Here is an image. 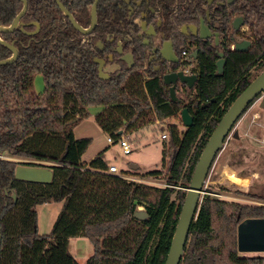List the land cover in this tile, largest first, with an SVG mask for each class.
<instances>
[{
  "label": "trees",
  "instance_id": "1",
  "mask_svg": "<svg viewBox=\"0 0 264 264\" xmlns=\"http://www.w3.org/2000/svg\"><path fill=\"white\" fill-rule=\"evenodd\" d=\"M28 3L18 28L0 34L19 49L15 62L0 65V264H81L69 249L74 237H85L94 247L85 264H165L207 141L230 105L264 70V18L249 20L252 45L246 51L228 48L222 73L214 53L199 56L195 100L184 103L170 97L162 78L136 68L100 78L92 45H84L82 34L63 21L55 27L56 3ZM22 8L20 0H0V25L9 26ZM35 19L41 29L29 35L25 31L34 26L24 24ZM10 56L12 51L0 44V60ZM37 74L44 77L42 93L34 89ZM92 105L103 106L95 118L113 143L188 108L190 127L168 126L162 167L133 172L165 185L110 172L103 153L82 161L93 139L76 138L73 127L90 116ZM21 164L51 168L52 182L16 178ZM237 193L264 203V193ZM202 197L180 264H264V256H242L238 248L239 223L264 217V204ZM51 201L62 202V208L52 231L41 234L37 207ZM140 206L148 213L144 220L134 215Z\"/></svg>",
  "mask_w": 264,
  "mask_h": 264
},
{
  "label": "flooded vegetation",
  "instance_id": "2",
  "mask_svg": "<svg viewBox=\"0 0 264 264\" xmlns=\"http://www.w3.org/2000/svg\"><path fill=\"white\" fill-rule=\"evenodd\" d=\"M60 1L85 29L92 26L95 18L93 29L85 34L58 1L52 0L57 5L51 16L55 27L63 21L82 34L79 38L84 45H92L98 75L97 59L104 61L103 69L110 74L108 79L120 71L136 68L148 77L162 78L172 99L173 83H166L167 74L197 76L191 86L180 76L175 83L176 101L184 103L195 100V85L201 73L199 56L214 53L218 72L222 73L228 48L238 50L237 44L249 41L246 49L238 50L246 51L252 45L254 29L249 20L261 22L264 18V0ZM31 22L24 25L31 24L35 30L37 26Z\"/></svg>",
  "mask_w": 264,
  "mask_h": 264
},
{
  "label": "rangeland",
  "instance_id": "3",
  "mask_svg": "<svg viewBox=\"0 0 264 264\" xmlns=\"http://www.w3.org/2000/svg\"><path fill=\"white\" fill-rule=\"evenodd\" d=\"M256 73H258V70H256ZM44 87L45 81L43 75L37 74L34 80V89L37 93H42ZM102 109L103 106L101 105L90 106V116L83 118L73 127V131L76 138L91 137L93 139L92 144L83 154L82 161L84 163H89L92 157L103 153V159L109 166L116 165L119 169V172L133 174L132 176L137 178L138 176L133 172L139 171L143 173L162 167L165 144L168 143V140L170 138V134L169 138H162V134L169 133L168 126L175 124L181 131L186 129V125L182 121L181 114H179L176 117H170L165 121H158L157 123H153L148 127L133 131L125 136L131 147V152L127 154L124 152L120 142L110 143L108 141L109 135L102 130V128L96 121L95 116L100 111H102ZM249 114L251 116V112ZM262 123L264 125V121H262ZM245 124L246 117L245 119L237 122L234 132L231 135V138L228 139L227 142H225L224 148L218 154L215 163L213 164L210 176L207 177V181L205 184L207 185V192H205V194L202 193L201 198H203L202 196L210 195L215 198L225 199L229 201H237L244 204H264L262 201L254 200L248 196L237 193L238 191H250L256 194L264 193V179L260 181H252V185H250L249 189L245 190L238 187L236 184L227 181L224 177V166L225 164H228L230 162L232 155L231 150L233 148L234 150L235 148H237L240 150V152L243 151L244 155L251 157L252 150L250 149V146H255L259 143H264V140H262L263 138H259L254 132L255 130L252 131L253 133L250 130L245 131ZM236 131H238L240 134L239 139L235 137ZM229 151L230 153L227 156V152ZM241 160L242 159L238 158L234 163H236V165H239L241 163ZM254 161V159H250L246 168L254 167L264 173V158L261 159L259 165H257V163ZM133 164H136L138 166V169H134L132 167ZM233 168L236 167L233 166ZM235 172H239V170H236ZM241 174L242 173L238 174L237 177L234 176V179L236 180V182L241 183L245 186L247 184V180L246 178H243ZM148 181L152 184L159 185H165L166 183L164 180ZM61 208L62 202L55 201L48 202L47 204L38 205L37 211L39 214V231L41 234L50 233L52 231L54 223L58 215L60 214ZM138 209L143 210L144 207L140 206ZM82 244L85 245V248L82 246ZM80 245L84 249H82ZM69 249L81 264H85L87 259L93 254L94 247L87 238L77 237L70 239ZM239 252L242 256H264V251L239 250Z\"/></svg>",
  "mask_w": 264,
  "mask_h": 264
},
{
  "label": "water",
  "instance_id": "4",
  "mask_svg": "<svg viewBox=\"0 0 264 264\" xmlns=\"http://www.w3.org/2000/svg\"><path fill=\"white\" fill-rule=\"evenodd\" d=\"M23 2V8L19 14L15 17L13 22L9 26L0 25L1 33L14 32L21 23V19L25 16L28 10V0H20ZM60 7L64 10L66 14L71 17L73 24L83 33H89L95 23V18L93 19V24L89 29H85L80 26L74 16L67 10V8L57 0ZM36 25V29L32 31H25L29 35L36 34L40 29V23L31 22ZM0 44L5 45L12 51V56L0 60V65L11 64L15 62L19 56V49L14 42H9L0 36ZM250 42H243L237 44L236 48L238 50H244ZM100 62L99 66V76L102 79H108L110 74L103 69L104 61L97 59ZM219 71L223 70V60L218 62ZM181 77L183 81H187L191 86L197 76L190 77L184 76L182 73L167 74L165 76L166 83H173L170 88L173 100H176V81L178 77ZM264 91V70L247 86V88L235 99V101L230 105L224 116L219 121L218 125L211 134L209 140L207 141L201 156L195 167L191 182L187 188V195L182 206V210L179 216V220L176 226L175 233L173 235L171 247L166 259L165 264H180L185 255V247L188 241L190 228L192 222L197 217L200 204L202 201L201 194L209 175V172L215 162L218 154L223 149L228 135L235 129V126L239 119H241L245 112L254 104L260 94ZM264 101V98L262 99ZM263 108L264 105L262 104ZM244 113V114H243ZM243 114V115H242ZM181 117L183 123L190 127L193 124V116L189 112L188 108H183L181 112ZM121 130L119 134H122ZM235 137H239V132H235ZM134 169H138L136 164H133ZM15 176L18 179L50 183L53 180V170L46 166H30V165H19L16 168ZM135 217L139 219H146L148 213L145 209H137L134 213ZM2 228L0 225V249L2 245ZM238 248L240 251H264V217H253L246 218L241 221L238 225Z\"/></svg>",
  "mask_w": 264,
  "mask_h": 264
},
{
  "label": "crops",
  "instance_id": "5",
  "mask_svg": "<svg viewBox=\"0 0 264 264\" xmlns=\"http://www.w3.org/2000/svg\"><path fill=\"white\" fill-rule=\"evenodd\" d=\"M262 104L264 105V101H262V99L259 102H255L250 107V109H248L245 112V114L242 116V118L245 119V117H246V124L244 126L245 131L250 130L252 132L253 130H255L254 132L256 133V135L261 139L263 138L262 140H264V127H263L264 125L262 123V121H264V108H263ZM250 112H251V116L249 114ZM247 117H249V118H247ZM242 118L240 119V121L243 120ZM258 125H260L261 127ZM239 138H240V134H239V137L237 139H239ZM250 149L252 150V153H251L252 156L248 157L247 155H244L243 151L240 152L239 149L235 148V150H234V148H233L231 150L232 151L231 160L228 164H225V166H224L225 168L223 171L224 177L227 181L234 183L238 187L245 189V190L249 189L250 185H252V181H254V180L260 181V180L264 179V175H263L264 173L262 171L254 168V167L246 168L248 166V162L250 161V159L251 160L254 159L255 160L254 162H256L257 165H259V163L261 162V159L264 158V143H259L255 146L251 145ZM229 153H230V151L227 152V156L229 155ZM94 157H92V159ZM237 157L242 159L240 161L241 163L239 165H236V163H234L238 159ZM223 162H224V160H223ZM233 164H235V165H233ZM233 166H235L236 168H233ZM236 170H239V172H235ZM240 173H242L241 176L243 178H246V180H247V184L245 186L242 185L241 183L236 182V180L234 179V176L237 177V175ZM74 238H77V237H74ZM82 246L85 248L84 244H82ZM82 246H81V248L84 249Z\"/></svg>",
  "mask_w": 264,
  "mask_h": 264
},
{
  "label": "built area",
  "instance_id": "6",
  "mask_svg": "<svg viewBox=\"0 0 264 264\" xmlns=\"http://www.w3.org/2000/svg\"><path fill=\"white\" fill-rule=\"evenodd\" d=\"M185 56V55H184ZM185 58H188L187 57V55L185 56ZM264 98V91L260 94V96L257 98V100H256V102H259L261 99H263ZM240 121V120H239ZM238 121V122H239ZM233 132H234V130L228 135V137H227V139H226V142H227V140L228 139H230L231 138V135L233 134ZM168 136H167V134L166 133H163L162 134V138H167ZM109 142L110 143H113V139L112 138H110L109 137ZM120 143H121V146H122V148H123V150H124V152L125 153H130L131 152V147H130V144H129V142H128V140H127V138H125V137H123L121 140H120ZM224 148V147H223ZM215 163V162H214ZM213 163V164H214ZM212 168H213V166H212ZM212 168H211V170H212ZM211 170H210V172H211ZM109 171L110 172H112V173H121L122 175H123V177L125 178V179H128V180H136V181H141V182H148V183H150L148 180H145V179H142V178H137V177H134V176H132L131 174H128V173H122V172H119V169H118V167L116 166V165H110L109 166ZM209 172V175H208V177L210 176V173ZM207 181V180H206ZM205 184H206V182H205ZM206 188H207V185H204V189H203V191H202V193H204L205 194V192H207V190H206Z\"/></svg>",
  "mask_w": 264,
  "mask_h": 264
}]
</instances>
